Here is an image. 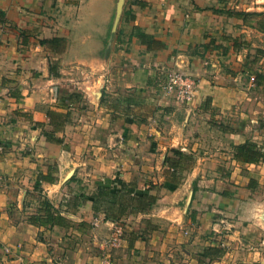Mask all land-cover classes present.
Returning a JSON list of instances; mask_svg holds the SVG:
<instances>
[{
	"label": "crops",
	"instance_id": "1",
	"mask_svg": "<svg viewBox=\"0 0 264 264\" xmlns=\"http://www.w3.org/2000/svg\"><path fill=\"white\" fill-rule=\"evenodd\" d=\"M115 11L0 0V264H95L105 250L115 264H264V158L235 157L244 138L264 151V114L247 118L264 107V56L244 69L264 0H124L116 28ZM170 70L196 79L189 103L164 87ZM123 184L155 202L129 205Z\"/></svg>",
	"mask_w": 264,
	"mask_h": 264
},
{
	"label": "trees",
	"instance_id": "2",
	"mask_svg": "<svg viewBox=\"0 0 264 264\" xmlns=\"http://www.w3.org/2000/svg\"><path fill=\"white\" fill-rule=\"evenodd\" d=\"M244 15H249V12H244ZM134 34H136L141 40L142 42H144L147 47H151L152 45L155 44H159L160 42L153 36L150 35L144 31H141L139 29H135L134 30ZM48 44H52L55 45L57 48L59 47V45H62L61 39L59 38H50L46 40ZM160 45V44H159ZM252 60V59H251ZM256 61V59H255ZM254 60L247 62V64H253V62H255ZM261 71H258L256 77H259L261 75L260 73ZM222 124H220V128H224V129H229L228 126H224ZM233 128H231L232 130ZM169 153L166 155L165 161L167 163L170 164V166H172L173 170L177 169L178 167L181 169L182 168V158L185 157V153L183 150L177 148V147H171L169 149ZM235 157L237 159H241V160H245V161H258L261 158H264V151L262 150V146H260L257 142L249 139V138H244V140H242L240 143L235 145ZM187 159H191L190 156H188ZM123 188L126 189L129 193H128V199H127V203L129 205L132 204V202H135V208L137 209H146L148 207H151V205L155 202V197L150 195V194H144L142 195L138 201L134 200V195H131L130 192H133V187L127 185V184H123ZM114 194H117L116 192H114ZM127 196V195H126ZM221 251L220 247H214V246H210L208 247V249L204 252V256L206 259H212L215 255H218L219 252Z\"/></svg>",
	"mask_w": 264,
	"mask_h": 264
},
{
	"label": "built area",
	"instance_id": "3",
	"mask_svg": "<svg viewBox=\"0 0 264 264\" xmlns=\"http://www.w3.org/2000/svg\"><path fill=\"white\" fill-rule=\"evenodd\" d=\"M167 91L173 92L180 103H189L197 87L196 79L183 70H170L167 72L165 85ZM123 227L116 224L112 236L106 240V246H117L122 241ZM95 264H115L112 254L105 250L100 260Z\"/></svg>",
	"mask_w": 264,
	"mask_h": 264
},
{
	"label": "rangeland",
	"instance_id": "4",
	"mask_svg": "<svg viewBox=\"0 0 264 264\" xmlns=\"http://www.w3.org/2000/svg\"><path fill=\"white\" fill-rule=\"evenodd\" d=\"M115 3H116V10H117V4H118V0H115ZM122 11H123V7H122ZM122 11H121V14H122ZM116 12V11H115ZM121 14H120V17H119V19H118V21L116 20V13H114V15H113V17H112V25L113 24H115L116 26L117 25H119V23H120V18H121ZM262 42V41H261ZM258 48H259V53H258V55L256 54V56L253 58V60L255 61V59L259 56V55H261V56H264V43H260L258 46H257ZM260 60V59H259ZM255 62H257V61H255ZM264 62V61H263ZM245 64V63H244ZM252 65L251 64H245V66H244V69H245V71L246 70H249L250 69V67H251ZM243 81H244V79H242ZM258 92H260V93H262L263 95H264V90L262 89V90H260V88L258 89ZM258 92L256 91V92H253L254 94H258ZM263 100H264V98H263ZM255 115H254V117L256 118V120L255 119H253V121L251 120V118H250V116L249 117H247V118H249V120H250V122H251V125H252V127H254V125L256 124V125H258L257 127H263V125H259V123H261V117L263 116V114H264V107H262L261 108V110H258L256 113H254ZM246 118V119H247ZM263 145H264V143H262ZM218 146H220L221 144H217ZM228 146V145H227ZM217 147V146H216ZM228 148H226V150H227ZM193 158L191 157V159L189 160V163H190V161L192 160ZM225 159V158H224ZM224 159H222V160H224ZM228 160V159H227ZM217 163V162H216ZM215 165V164H214ZM218 166V165H217ZM216 166V167H217ZM105 249H106V247H105ZM108 249H110V248H108ZM102 257V256H101Z\"/></svg>",
	"mask_w": 264,
	"mask_h": 264
},
{
	"label": "water",
	"instance_id": "5",
	"mask_svg": "<svg viewBox=\"0 0 264 264\" xmlns=\"http://www.w3.org/2000/svg\"><path fill=\"white\" fill-rule=\"evenodd\" d=\"M124 4V0H118V4H117V10H116V20L118 21L121 11H122V7ZM114 28H116V25L114 24Z\"/></svg>",
	"mask_w": 264,
	"mask_h": 264
}]
</instances>
